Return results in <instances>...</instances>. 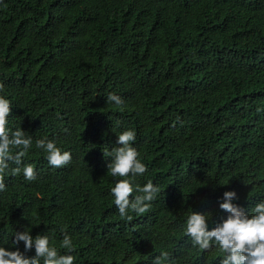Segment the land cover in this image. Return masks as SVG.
<instances>
[{"label":"trees","instance_id":"16d2710c","mask_svg":"<svg viewBox=\"0 0 264 264\" xmlns=\"http://www.w3.org/2000/svg\"><path fill=\"white\" fill-rule=\"evenodd\" d=\"M0 83L37 174L5 177L6 250L27 230L74 264H152L161 251L174 264H220L215 244L201 251L184 235L186 217L205 213L211 230L227 216L225 192L248 215L264 201V0H0ZM127 130L147 167L134 184L160 188L131 221L103 155ZM45 138L71 163L50 166L35 147Z\"/></svg>","mask_w":264,"mask_h":264},{"label":"clouds","instance_id":"9594fccd","mask_svg":"<svg viewBox=\"0 0 264 264\" xmlns=\"http://www.w3.org/2000/svg\"><path fill=\"white\" fill-rule=\"evenodd\" d=\"M4 84L0 83V90ZM107 102L122 105V99L109 94ZM12 106L9 100L0 96V192L6 190L5 177L23 172L28 181L37 179V174L32 164H24V158L32 148L33 141L26 136L21 128L12 131L8 127V117L11 115ZM260 111V109H258ZM136 133L127 130L118 135L117 144L111 151H103L104 157H111L107 163V172L112 177H119L115 186L111 188L115 206L121 218L132 220L129 212L143 215L150 211L152 202L156 199L160 188L152 181L144 186L134 184L137 176H143L147 167L139 159L140 153L133 147ZM35 147L47 153V160L54 168H63L72 161L71 153L61 152L56 143L48 139H39ZM15 165V167H12ZM22 166V167H21ZM134 193H140L134 195ZM237 198L234 191L223 194V202L219 207L227 213L226 218L221 217L220 222L209 230L208 217L205 213L192 211L185 221L184 235L189 237L193 247L201 251L210 250L215 244L223 253L220 264H264V201L257 203L253 208V214L248 215L245 209L232 203ZM12 246L15 251L6 250L0 246V264H74L72 255H61L55 246L50 245L48 236L37 235L35 238L30 231L16 232ZM24 243L25 252L35 248V256L27 257L22 253L18 245ZM60 247L68 252L75 250L72 239L65 234ZM152 264H174L171 254L161 251Z\"/></svg>","mask_w":264,"mask_h":264}]
</instances>
